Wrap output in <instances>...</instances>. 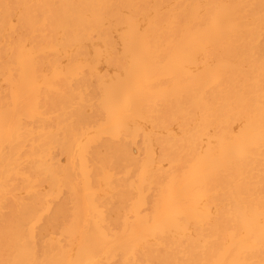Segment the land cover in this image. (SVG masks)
<instances>
[{"label": "bare ground", "instance_id": "bare-ground-1", "mask_svg": "<svg viewBox=\"0 0 264 264\" xmlns=\"http://www.w3.org/2000/svg\"><path fill=\"white\" fill-rule=\"evenodd\" d=\"M0 264H264V0H0Z\"/></svg>", "mask_w": 264, "mask_h": 264}, {"label": "rangeland", "instance_id": "rangeland-1", "mask_svg": "<svg viewBox=\"0 0 264 264\" xmlns=\"http://www.w3.org/2000/svg\"><path fill=\"white\" fill-rule=\"evenodd\" d=\"M82 68H83V67H82ZM82 68H81V70L83 71V69H85L86 72H85V71H84V72H85V74H86V73H87V69H86L87 67H86V68H83V69H82ZM80 73H81V72H80ZM82 73H83V72H82ZM77 76H78V75H77ZM79 76H80V75H79ZM137 136H138V135H137ZM137 139H138V143H137V144H139V141L141 142V135L138 136ZM137 139H136V141H137ZM26 147H27V146H26ZM23 148H24V147H23ZM24 151L27 152V149H26V148H25V150H22V149H21V153H22V152L24 153ZM137 156H139V155H137ZM139 157H142V155L139 156ZM140 159H141V158H140ZM260 168H262V167H260ZM260 170H261V169H260ZM261 171H262V170H261ZM27 173H28V171L26 172V174H27ZM19 179H20V178L18 177L17 180H19ZM20 180H21V179H20ZM131 191H134V190L132 189ZM134 192H135V191H134ZM22 193H24V192H22ZM135 193H136V192H135ZM24 194H26V192H25ZM24 194H23V195H24ZM131 196H132V194H131ZM132 197H133V199L136 198V194H135V196L133 195ZM140 208H142V207H140ZM141 210H145V207H144V209L142 208ZM141 210H140V211H141ZM146 211H147V209H146ZM146 211H144V212H146ZM42 212H43L42 210H41V211H38L39 214L42 213ZM144 212H143V213H144ZM46 213H47V212H46ZM141 213H142V211H141ZM41 215H42V217H43L44 215H47V214H45V213L43 212ZM45 217H46V216H45ZM45 217H43L42 221H45V220H44ZM39 222H40V220H39L37 223H39ZM37 223H36V226L39 228V225H37ZM39 224H40V223H39ZM41 225H42V222H41ZM41 225H40V226H41ZM37 227H36L35 229H38ZM58 234H59V233H58ZM56 235H57V234H56ZM57 236H58V235H57ZM138 251H139V250H138Z\"/></svg>", "mask_w": 264, "mask_h": 264}]
</instances>
